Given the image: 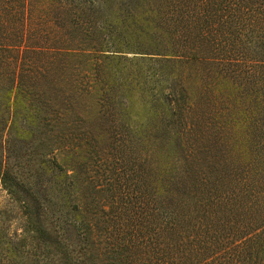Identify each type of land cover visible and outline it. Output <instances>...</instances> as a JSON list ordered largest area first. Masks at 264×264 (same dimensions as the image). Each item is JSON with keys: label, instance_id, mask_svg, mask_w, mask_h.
I'll return each mask as SVG.
<instances>
[{"label": "trees", "instance_id": "16d2710c", "mask_svg": "<svg viewBox=\"0 0 264 264\" xmlns=\"http://www.w3.org/2000/svg\"><path fill=\"white\" fill-rule=\"evenodd\" d=\"M0 186V264H264V0H0Z\"/></svg>", "mask_w": 264, "mask_h": 264}, {"label": "rangeland", "instance_id": "374dc122", "mask_svg": "<svg viewBox=\"0 0 264 264\" xmlns=\"http://www.w3.org/2000/svg\"><path fill=\"white\" fill-rule=\"evenodd\" d=\"M98 172V171H97ZM97 172H93L92 174H96ZM99 173H101V172H99ZM102 174V173H101ZM105 176L102 174V177H101V179L100 180H105L106 178H104ZM0 188H1V186H0ZM1 190V189H0ZM2 194H4V192H2ZM99 200H101V198L99 199ZM14 228H15V230H18L19 232H20V230H21V225H20V222L18 221V222H15L14 223Z\"/></svg>", "mask_w": 264, "mask_h": 264}]
</instances>
